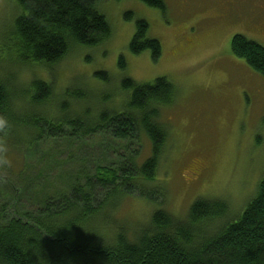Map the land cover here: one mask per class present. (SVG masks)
<instances>
[{"label":"rangeland","instance_id":"374dc122","mask_svg":"<svg viewBox=\"0 0 264 264\" xmlns=\"http://www.w3.org/2000/svg\"><path fill=\"white\" fill-rule=\"evenodd\" d=\"M260 2L264 0H164L166 10L162 12L138 0H102L98 10L111 28L109 40L95 48H74L49 71L9 59L3 45L19 10L0 0V66L13 72L20 89L42 79L53 81L55 94L62 96L76 79H83L91 91H109V108L113 100L116 106L122 101L120 82L124 78L138 84L166 78L174 87L172 104L160 110L159 123L168 138L155 181L149 185L154 189L152 198H141L134 189L121 198L111 229L121 226L132 236L158 207L185 220L199 199L224 201L230 216L237 217L254 197L264 176V78L231 54L230 42L235 35H243L264 48L258 27L245 21L240 24L238 17L242 9L252 12ZM127 12L133 13L134 20L147 22L148 38L162 48L158 62L151 60L149 51L139 56L130 53L135 26L134 21L124 20ZM119 57L125 59L124 70L118 68ZM3 69V77L12 82ZM100 71L108 73L109 85L93 78ZM53 105L51 101L41 112L55 113ZM15 127V133L0 135V214L4 222L15 213L36 212L43 208V201L69 195L92 180L98 167L116 169L119 165L115 163L122 155L119 143L109 135L53 139L43 132L42 138L25 142L21 135L25 133ZM142 147L137 162L148 152L143 139ZM91 197L101 198L93 193Z\"/></svg>","mask_w":264,"mask_h":264},{"label":"trees","instance_id":"16d2710c","mask_svg":"<svg viewBox=\"0 0 264 264\" xmlns=\"http://www.w3.org/2000/svg\"><path fill=\"white\" fill-rule=\"evenodd\" d=\"M6 1L19 10L11 29H6L8 42L3 45L12 62L50 71L74 48H95L111 37L109 23L98 10L102 0ZM138 1L166 10L164 0ZM124 20L134 21L135 26L130 53L139 56L149 51L151 60L158 62L162 48L148 38L147 22L134 20L131 12L125 13ZM243 21L242 16L240 24ZM230 52L264 78V48L257 42L235 35ZM118 68H126L124 57H119ZM2 69L1 136L15 133V126L25 133L21 134L25 142L42 138L43 132L53 139L78 140L106 134L119 143L122 155L117 157L116 169L98 167L92 180L67 196L43 201V208L34 213H15L6 222L0 214V264H264V176L237 217L230 216L224 201L199 199L185 220L158 207L132 236L121 226L119 230L109 227L121 198L134 190L141 198H152L154 189L149 185L155 181L168 138L159 123L160 110L174 98V87L166 78L147 84L122 79V101L116 106L113 100L108 108L109 91H91L83 79H76L71 90L58 96L53 81L33 80L20 89L13 72L3 69L11 82ZM93 78L110 83L106 72H95ZM51 101L56 112L42 113ZM142 139L148 143V152L137 162ZM91 193L101 198L91 200Z\"/></svg>","mask_w":264,"mask_h":264},{"label":"flooded vegetation","instance_id":"af4514ba","mask_svg":"<svg viewBox=\"0 0 264 264\" xmlns=\"http://www.w3.org/2000/svg\"><path fill=\"white\" fill-rule=\"evenodd\" d=\"M252 2V0H251ZM256 2V1H254ZM220 5H223L224 2H220ZM253 7L255 8V10H253L252 12L250 11L248 14H245L246 12H248V10L242 9L243 11V18L245 20V22H247L249 25L251 26H257L259 29V32L264 35V2H260L257 3L255 5H253ZM237 14V12H236ZM242 16H238L239 19L242 18Z\"/></svg>","mask_w":264,"mask_h":264}]
</instances>
